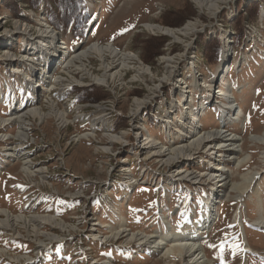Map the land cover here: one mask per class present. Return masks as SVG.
<instances>
[{
  "label": "rangeland",
  "instance_id": "1",
  "mask_svg": "<svg viewBox=\"0 0 264 264\" xmlns=\"http://www.w3.org/2000/svg\"><path fill=\"white\" fill-rule=\"evenodd\" d=\"M44 1L33 8L31 0H0V117L6 120H0V130L5 128L6 134L0 137V207L9 209L15 216L53 214L69 227L62 230L60 241L43 242L41 246L28 237L30 234L20 223L17 232L21 236H16L12 230L0 229V248L5 250L0 254V264H185L187 258L168 261L169 258L163 257L168 243L163 249L161 245L159 249H151L120 238L119 233V238L112 237L111 231L121 223L127 229L126 233L141 231L162 235L167 229L162 216L168 220L170 229L177 232L186 227V221L194 222L202 216L201 202L209 191H214L211 188L216 183L210 173L216 168L209 160L211 149L192 150L190 156L194 158L189 165H169L149 158L146 155L148 149H143L142 143L148 134L167 145L170 139L172 143L183 140L177 133L180 127L174 118L175 113L181 116L179 107L174 108L177 99L181 100L176 90L186 86L191 91L186 92L187 97H193L194 107L202 104L200 98L205 90L192 87L194 82L189 76L192 70L188 66L192 64L195 69L196 80L208 83L212 73L223 67L225 44L230 53L224 60L223 77L213 89H226V85L230 91L228 101L235 96L236 101L231 103L234 107L239 106L244 116L236 117L238 114H235L234 118L233 111L229 116L219 115L218 108L211 106L197 116V126L201 133L215 129L233 132L238 140V146L234 147V150L238 149L237 159L246 158V161L236 166V160H227L232 153L229 149L221 153L220 163L228 167L230 183H240L245 175L256 172L255 184L238 198L237 191L220 187L223 190L221 196L213 201V210L217 213L214 224L208 231L201 232L197 242L215 264H264V227L254 224L258 217L264 219V144L252 139L264 132V0H228L219 4L212 15L196 7L192 0H82L80 21L66 33L57 31L49 23ZM253 2L258 3L257 16L245 14L247 5ZM241 13L244 19H240L242 33L239 35L235 32V22ZM183 14V18L179 17ZM145 22L170 28L192 22L195 28L180 38L181 41H174L168 35L150 32L142 26ZM40 23L44 25L41 30ZM25 26L30 28L27 34L22 28ZM82 28L86 30L84 38L76 36ZM42 29L58 34L60 51L69 55L67 60L93 43H112L123 54L136 55L139 61L127 65L135 68L141 62L151 68V73L148 71L147 75L141 76L135 70H120L118 65L111 70V73L115 72L114 77L101 85L90 80L102 75L103 57L90 53L83 60L85 69L77 63L69 64L70 68L66 70L65 64L58 62L49 70L50 80L46 77L50 83L49 92L45 90L46 84L41 88L33 84L30 87L35 92L32 106L41 107L46 113L48 104L54 103L66 112V125L51 114L43 119L36 117L24 122L28 135L18 138L17 125L9 124L10 116L17 113L13 108L20 106V102L27 103L25 97L31 95L25 92L23 77L27 79L25 74L33 64L23 61V74L12 73L10 69L20 66V56L29 50L28 44L38 45V34ZM210 38L221 43L219 61L215 63H208L203 58L204 46ZM145 41L154 46L157 41L162 43L161 51L152 59L146 57L150 54H146ZM4 44L9 45L7 49ZM7 52L14 58L9 62L6 61L10 59ZM163 56L174 59L166 64L170 67L165 68L161 63ZM59 57L58 61L66 56L60 54ZM144 59L150 62H144ZM111 61L113 58L106 56L104 62L109 64ZM85 88H94L106 95L97 103H78L75 90ZM142 97L148 103L133 116L130 112L132 102ZM98 104L106 108L103 125L116 135L124 133V139L112 144L108 151H102L107 137L102 126L96 131L95 139L74 140L75 135L91 131L89 119L95 116L93 106ZM165 108L175 110L172 115L175 125L168 138L160 122L166 116ZM79 114L84 119L77 117ZM219 121L224 129L217 126ZM190 130L188 128L187 132ZM186 135L187 138L190 136L189 133ZM220 141L221 138L217 142ZM11 149H15L18 156H12ZM21 158L29 161L36 176H26L21 170ZM180 167L183 171L193 170L201 177L177 180ZM36 169L43 172H36ZM130 180L132 182L127 183ZM236 211L240 222L233 219ZM43 230L51 229L45 226ZM94 234L98 235L94 237ZM247 241L254 253L243 250ZM236 244L240 248L235 249L234 255Z\"/></svg>",
  "mask_w": 264,
  "mask_h": 264
},
{
  "label": "bare ground",
  "instance_id": "2",
  "mask_svg": "<svg viewBox=\"0 0 264 264\" xmlns=\"http://www.w3.org/2000/svg\"><path fill=\"white\" fill-rule=\"evenodd\" d=\"M228 0H192V2L195 4L196 7H198L201 10H206L210 15L215 14L218 10L219 4L226 3ZM21 25V24H20ZM146 29H148L150 32H158L161 34H165L170 36L174 41H181L182 37H186V35L189 34L190 31L194 30L195 24L192 22H188L184 26L180 28L176 27H166L159 24H152L149 22L143 23V25ZM197 26V25H196ZM44 27L43 24L40 23V30ZM24 29V33H28L30 28L29 26L22 27ZM17 29V26H16ZM27 29H29L27 31ZM27 31V32H26ZM22 34V32H21ZM6 35L5 37H7ZM38 45L32 46V43L28 44V49L22 56H20L19 65L12 67L11 72L18 74H23V70H21L22 65L24 66L23 61L27 62L30 61V64L32 63V67L28 69V73L25 74L26 77H23V85L25 87V92L27 95L25 97V100L27 99V103L20 102V106H17L16 108H13L15 112H17L15 115L13 114L10 116L11 122L9 124H15L17 125L18 132L17 137H25L27 134L26 128L24 127L26 121H31V119H34L36 117L38 118H47L49 114H51L56 120L60 121V123L65 124L67 123V115L66 112L61 111L57 108V105H54V103L48 104V112H44V110L41 107L35 106L33 104L34 102V95L35 92L32 88H30L33 85L39 86L41 88L42 84H46V91L49 92L51 88L48 86L50 83L46 81V77L49 79L50 72L49 70L52 69V67H56L58 62L61 64H65L64 68L66 70H69L70 65H77V63H80V68L85 69L86 65H84V58H87L90 53L97 54L100 58L103 59V72L101 76L93 78L91 83L95 84H106L108 83L109 79L114 75V73H111V70H113L116 66H120V70H135L136 74L145 76L148 74V71L150 72L151 68L144 63L142 64L139 62L140 66L132 68L127 63H132L134 60H138L135 54L133 53H122L120 52L112 43H106L104 45H100L98 43H93L91 47H89L87 50L82 51L79 54H75L70 60H67L69 55H66V53H62L60 51V46L58 44V34L51 31L48 33V31L42 29V31L38 34ZM181 38V39H180ZM223 38H228L227 36H223ZM50 39V40H49ZM228 41L226 40V43ZM6 49L9 46L8 44L3 45ZM229 46L225 44L224 50H223V56L221 64L225 63V57L227 58L229 54ZM9 55V53H6ZM63 54L65 55V59H61L59 55ZM5 57H8V56ZM10 56V55H9ZM106 56L109 58H113V61L111 63L106 64L104 62ZM170 56H163L161 58V63H164V67L167 63L174 62V59H170ZM7 59V58H6ZM14 59L10 56V59H7L6 61L9 62V60ZM36 60H39L42 63L36 62ZM80 61V62H78ZM139 61V60H138ZM11 63V62H10ZM28 63V62H27ZM29 65V64H25ZM51 65V67H50ZM171 65H167L165 68L170 67ZM192 66V64H191ZM188 66L192 71L189 76L192 77L191 81L192 87L194 89L197 88H204L205 93L202 96V99L200 98V103L194 107L193 105V97H190L188 99V94L186 92L189 91L186 86H184L183 89L178 88L176 91L178 94L181 95V100L175 102L174 108L176 109L177 106L179 107L181 111V116H179L177 113H175L174 108L170 110L169 108H165L166 116L160 120L163 131H165V135L167 134V138L170 137V134L172 132V128L174 122L172 115L174 114V118L176 120V123L179 124L178 126L180 129L177 130V133L183 136L182 141H177L176 143L172 139H170L167 144L160 143L156 138L150 136H144L142 147L143 149H148V153L146 155L149 158H155L158 159V161L165 163V164H177L180 163L181 166L183 165H189L191 162L190 160L194 157H191L192 150H197L199 147L202 149L208 148V150L211 149V154H209V160L213 162L212 164L216 168L211 173V177H213V181H215V186L211 188L205 198L202 200V208H203V214L197 221H186V227L182 231H173L174 229H170V226H168V220L166 217L162 216V221L167 225V229L165 233H162V235H158L156 233H153L152 235H148L144 232L138 231H128L127 233L124 228L123 224H119L117 229H114V231H111L112 237H118V233L120 238L125 237L126 240H130L134 242L136 245H147L149 248H157L159 249V246L161 245V248L164 247V245H167L168 247L163 252V257L168 259V261H173L174 259H184L187 258L185 261V264H215L214 261L209 259L206 255V253L203 252V247L200 243L197 241L201 237L202 231H208L209 228L214 224L215 218L217 216V213L213 210V201L216 200L218 197L221 196L222 189L228 190H235L238 192V197L242 196V194L249 188L253 187L255 183L254 177L256 175L255 173H252L250 175H245V177L242 179L240 183H230L229 177L227 175L228 167L224 163H220L221 153L226 152L227 150H231V158L237 161L236 166H240L244 161H246V158H242L241 160H238V152L234 150V147L238 146L236 145V141L238 142L237 137L233 135V132H225L221 130H206L201 133L198 125V117L202 115L204 111V108L216 106L219 110V115L223 116H229V113L232 111V117L235 116V114H238L236 117H243L242 109L238 107H234L231 103V101L235 102V96H233V99L231 101H228L229 99V89L225 85L224 88L221 89L220 87H217L216 89H213L216 85H219V80L222 79L223 75V67L219 68L218 71H214L212 73V78L209 80L208 83L204 81H198L196 80L198 77L195 76V69ZM79 67V66H78ZM23 68V67H22ZM173 68V67H171ZM79 69V68H77ZM80 70V69H79ZM121 73V72H120ZM151 73V72H150ZM84 75V74H83ZM20 77V76H19ZM53 79V78H52ZM50 80V79H49ZM27 81L31 82V84L27 83ZM62 81H59V83ZM90 86V85H89ZM6 87L9 88L10 86L6 84ZM33 87V86H32ZM188 87V86H187ZM196 87V88H195ZM12 88V87H11ZM44 88V87H43ZM6 89V88H5ZM8 90V89H7ZM7 92V91H6ZM1 93V92H0ZM7 95V94H6ZM30 98V99H29ZM175 99V96H173V100ZM223 99V100H220ZM227 99V102L225 100ZM176 100V99H175ZM199 101V99H198ZM197 101V102H198ZM130 112L133 113L132 115L135 116L139 112V110L142 109L143 106H145L148 102L145 98H138L137 100L132 102ZM227 103V104H226ZM173 104V103H172ZM197 104V103H196ZM193 106L196 108L195 110L192 109L190 106ZM168 107V106H167ZM191 108V109H188ZM93 109L96 111L95 116L89 119L91 121V131L84 132L79 135L74 136V140L81 141L82 139L86 141H90V139L96 138V131L100 128V126L103 127L106 133H104L106 137V145L102 147V151H108L110 150V146L114 143L121 142L124 139L123 134L116 135L113 133L112 130H110L108 127H105L103 124L106 121V108L104 105L98 104L94 105ZM171 113V114H170ZM94 114V113H93ZM204 114V113H203ZM198 116V117H197ZM77 117L83 118L84 116L79 114ZM235 118V117H234ZM84 119V118H83ZM85 119H88V116H85ZM1 122L6 121L5 118L0 117ZM232 120V119H231ZM4 124V123H3ZM9 124L6 125L9 126ZM99 124V126H98ZM193 124V126H192ZM172 125V126H171ZM177 126V127H178ZM217 126L223 128V123L219 121L217 123ZM142 128V127H140ZM188 128L191 129L190 132L188 131ZM103 130V131H104ZM140 130V129H139ZM175 130V132H176ZM5 128L0 130V137L6 136L4 133ZM187 133L190 134L187 138ZM14 137V136H13ZM221 138L220 142H217ZM254 141L260 142L264 144V132L261 135H255L252 137ZM179 142V143H178ZM178 143V144H177ZM7 145V144H5ZM9 147V146H8ZM7 146H4V148H8ZM16 148V147H15ZM238 148V147H237ZM13 152H11L12 156H18L15 152V149H11ZM142 151V149H140ZM208 152V151H207ZM212 154H214V157H212ZM197 155V154H196ZM194 156V155H193ZM21 170L26 174L28 177L36 176L33 174V170L30 169V163L26 158H21ZM211 169V168H210ZM43 172L42 170L36 169V172ZM196 172L188 169L182 170V167L178 169L177 174V180H190V179H197L201 176L195 175ZM127 182V181H126ZM132 182L131 180L127 183ZM220 183V184H218ZM222 189H221V188ZM256 189V188H255ZM254 189V190H255ZM25 190V187L22 189ZM257 191V190H256ZM226 194V193H225ZM216 202V201H215ZM235 221H239V212L236 211L234 214ZM22 224L21 226L30 234L28 237H32V240L37 246H41L43 242L48 241H60L62 239V230L67 229L69 226L66 224L63 220L57 219V217L53 214H41V215H31V216H24V215H14L9 209L5 207H0V229L5 230H12L14 233H17L16 236H21L20 233L17 232V225ZM96 224V223H95ZM192 227H190V225ZM254 224L256 226L264 227V219L258 217L256 220H254ZM48 226L50 227V231H44L43 227ZM240 227V226H239ZM30 230L32 231L30 233ZM57 232H56V231ZM118 231V232H117ZM98 234H94L93 236L96 237ZM102 237V236H101ZM34 238V239H33ZM246 240V237H245ZM163 244V246H162ZM163 249V248H162ZM244 251H248L251 253H254L255 250L252 249L248 243V241L244 242ZM5 253V250L0 248V254ZM16 259V257H15ZM172 264V263H169ZM244 264V263H242Z\"/></svg>",
  "mask_w": 264,
  "mask_h": 264
},
{
  "label": "trees",
  "instance_id": "3",
  "mask_svg": "<svg viewBox=\"0 0 264 264\" xmlns=\"http://www.w3.org/2000/svg\"><path fill=\"white\" fill-rule=\"evenodd\" d=\"M42 0H31V7L37 8ZM82 3V0H45V11L49 20V23L57 30L62 32H67L69 27H72L73 24L76 27V23L80 21L79 18V10H80V4ZM183 10V9H182ZM181 10V11H182ZM181 11L179 13H181ZM238 12L240 13V9L238 8ZM252 13L257 16L258 13V3L253 2L249 3L246 7L245 14ZM185 14L180 15L179 17H184ZM244 15V14H243ZM245 17V16H244ZM237 21L235 22V32L241 35L242 33V26L239 24L242 19V13L238 14ZM240 19H242L240 21ZM175 25H179L178 23H174ZM75 33V31H73ZM86 30L85 28H82L81 32L76 35L80 36L82 38L85 37ZM237 40V38H236ZM149 41V40H148ZM146 42V54H150L151 59L156 56V53H159L161 50L162 43L161 41H157L156 46H154V43L152 42ZM152 43V44H151ZM151 44V48H150ZM150 48V49H149ZM204 60H206L208 63H215L219 61V55L221 50V43L216 38H210L206 45L204 46ZM144 62H150V60L144 59ZM81 88V87H80ZM75 99L78 103H82L83 101L89 102V103H97L102 98H104V95L106 93H101V91H96V89H81L80 91L75 90Z\"/></svg>",
  "mask_w": 264,
  "mask_h": 264
},
{
  "label": "snow or ice",
  "instance_id": "4",
  "mask_svg": "<svg viewBox=\"0 0 264 264\" xmlns=\"http://www.w3.org/2000/svg\"><path fill=\"white\" fill-rule=\"evenodd\" d=\"M209 246L210 247H214V245H209ZM233 248H234L233 254L236 255L235 249H239L240 248V245L239 244H236V245L233 246Z\"/></svg>",
  "mask_w": 264,
  "mask_h": 264
}]
</instances>
